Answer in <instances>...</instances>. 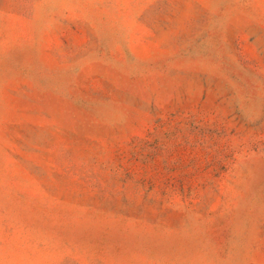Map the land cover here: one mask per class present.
I'll use <instances>...</instances> for the list:
<instances>
[{"label": "rangeland", "instance_id": "374dc122", "mask_svg": "<svg viewBox=\"0 0 264 264\" xmlns=\"http://www.w3.org/2000/svg\"><path fill=\"white\" fill-rule=\"evenodd\" d=\"M0 264H264V0H0Z\"/></svg>", "mask_w": 264, "mask_h": 264}]
</instances>
